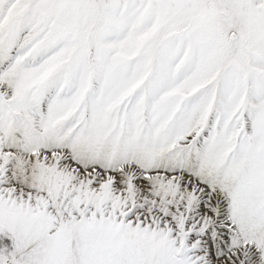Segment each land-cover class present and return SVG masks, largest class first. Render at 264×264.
I'll list each match as a JSON object with an SVG mask.
<instances>
[{
  "label": "snow or ice",
  "instance_id": "snow-or-ice-1",
  "mask_svg": "<svg viewBox=\"0 0 264 264\" xmlns=\"http://www.w3.org/2000/svg\"><path fill=\"white\" fill-rule=\"evenodd\" d=\"M0 264H264V0H0Z\"/></svg>",
  "mask_w": 264,
  "mask_h": 264
}]
</instances>
